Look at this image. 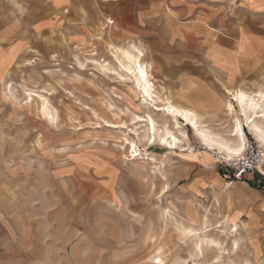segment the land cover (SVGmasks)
<instances>
[{"label":"rangeland","instance_id":"1","mask_svg":"<svg viewBox=\"0 0 264 264\" xmlns=\"http://www.w3.org/2000/svg\"><path fill=\"white\" fill-rule=\"evenodd\" d=\"M124 1L118 6L113 0H75L73 12L64 6L56 14L53 0H0V225L15 249L12 259L15 264H157L159 259L264 264V185L253 189L230 180L221 163L229 158L205 149L183 119V150L146 144L135 133L130 135L135 150L127 148L129 131L105 124L125 122L131 128L133 115L147 109L131 82L89 63L95 58L114 66V45H136L152 67L156 53L132 31L133 24L159 26L165 19L200 15L227 38L235 21L247 19L244 13L264 15V0H152L156 6L143 12V24L141 13L131 12L132 0ZM11 25L15 38L4 33ZM155 69L156 90L172 100ZM258 74L243 83L253 88L246 92L264 91V66ZM28 93L47 98L56 122L44 118L41 99L30 101ZM226 93L230 98L218 117L202 126L234 143L230 133L240 116L236 105L227 110L233 92ZM153 115L172 125L162 112ZM251 141L264 151L246 128L244 145ZM262 171L264 165L246 178L264 184ZM180 228L220 241L229 256L214 262L212 249L204 258L190 256L192 237Z\"/></svg>","mask_w":264,"mask_h":264},{"label":"crops","instance_id":"2","mask_svg":"<svg viewBox=\"0 0 264 264\" xmlns=\"http://www.w3.org/2000/svg\"><path fill=\"white\" fill-rule=\"evenodd\" d=\"M53 1L54 13L58 14V9L64 6H69L68 13L73 12L75 0ZM151 1L132 0L131 12L141 13L138 15L139 24H143L141 20L146 16L143 12L148 11L151 4L156 6ZM113 2H118V6L125 3L124 0ZM61 11V16L67 19L66 9ZM244 14L247 19L242 24L235 21L236 25L233 24L227 38H222L218 24L212 19L200 18V15L190 19H165L159 26L153 21L148 22V26L132 25V31L146 41L150 51L156 53L150 57L154 60L152 69L157 68L155 75L160 76L158 79L163 89L175 104L199 113L203 123L214 122L218 117L226 98H230L227 90H253L243 83L255 80L258 69L264 66V15ZM9 30L13 32L12 25L5 30L6 37ZM9 37L15 38L14 33ZM229 48L232 51H225ZM8 241V233L0 225V264H15L12 258L16 252Z\"/></svg>","mask_w":264,"mask_h":264},{"label":"bare ground","instance_id":"3","mask_svg":"<svg viewBox=\"0 0 264 264\" xmlns=\"http://www.w3.org/2000/svg\"><path fill=\"white\" fill-rule=\"evenodd\" d=\"M114 47H112L114 50L111 54L115 61L114 66L110 64V62H104V60H94L95 58L93 60L91 59V61L87 59V62L90 61L89 63H93L98 69L107 72V74L117 75L123 83L131 82L132 88L137 93L139 99H141L139 105H143L147 109L143 113H136L133 115L130 120L133 123V127L131 128L125 122L112 124L107 121L105 124L108 127L129 131L128 134L124 136V143L127 148L132 147L135 150L134 142L130 136L132 133H135L137 136L141 134L146 144L158 142L170 148L177 147L183 150L182 142L186 134L181 130L180 120L182 119L185 120L186 124L194 130L197 137L204 143L205 149L208 150L211 148L218 150L228 157L229 160L239 157L243 153L245 148L244 139L246 128L254 134L258 141L264 146V91L248 93L242 89H236L232 93L231 100L227 101V110L233 112L234 105H236L240 116V119L235 120V125L230 133V136L234 138L233 143L232 140L227 141L223 140L224 138H217L213 132L204 128L199 117L200 114L194 109L180 107L168 96H160L152 81L151 64L145 61V54L141 48L136 45L127 46L125 48ZM30 93L33 92L30 91ZM30 93L27 95L30 101L33 100V96H37L41 99L40 111L44 118L48 122H56L57 115L50 109L47 98L38 93H36L38 95ZM161 101L163 102L161 103ZM155 111L162 112L167 116L171 120L172 125L166 121L159 123L153 115ZM242 119H244L245 123L242 122ZM152 160L155 161L154 159H151V161ZM180 230L183 231L184 236L190 237L191 234L184 228H180ZM233 231H236V229ZM191 237L192 251H190V256H200L204 258V251L207 249L216 251L217 254L214 256V262H220V259H223L225 255L229 256L230 251H228L220 241L202 237L196 233H192ZM234 246L238 249V243L235 239L233 240V247ZM162 261L163 260L159 259L157 264H162Z\"/></svg>","mask_w":264,"mask_h":264},{"label":"built area","instance_id":"4","mask_svg":"<svg viewBox=\"0 0 264 264\" xmlns=\"http://www.w3.org/2000/svg\"><path fill=\"white\" fill-rule=\"evenodd\" d=\"M221 163L225 169L230 171L232 180H242L244 177L259 172L264 165V151L257 142H247L239 157Z\"/></svg>","mask_w":264,"mask_h":264},{"label":"trees","instance_id":"5","mask_svg":"<svg viewBox=\"0 0 264 264\" xmlns=\"http://www.w3.org/2000/svg\"><path fill=\"white\" fill-rule=\"evenodd\" d=\"M224 168V167H223ZM225 169V168H224ZM228 174H229V177H230V180H232V176H231V173L230 172H228ZM242 181H244V182H246L248 185H249V187L250 188H253V189H263V183H261V184H259V185H256V183L255 182H253V181H251V179L249 178H246V177H244L243 179H242ZM257 186V187H256Z\"/></svg>","mask_w":264,"mask_h":264}]
</instances>
